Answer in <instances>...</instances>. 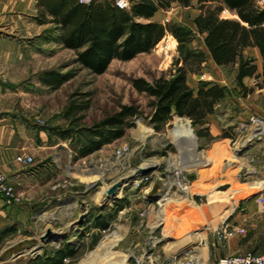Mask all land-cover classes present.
I'll return each mask as SVG.
<instances>
[{
    "label": "rangeland",
    "instance_id": "obj_1",
    "mask_svg": "<svg viewBox=\"0 0 264 264\" xmlns=\"http://www.w3.org/2000/svg\"><path fill=\"white\" fill-rule=\"evenodd\" d=\"M196 11L193 5L173 3L169 9L159 11L156 21L193 28ZM32 14L39 16L37 12ZM32 18L30 15L23 19L20 27L26 28ZM0 33L7 37L5 40L35 41L37 46L28 49L36 54V60L33 58L24 66L26 78L3 85L9 90L7 101L19 107L24 104V112L39 116L41 129L61 145L56 149L57 167L49 171L48 186L63 199L57 205L47 199L41 207L32 208L28 223L20 225L19 233L1 243L0 264H24L47 257L64 243H72L75 248L74 256L64 264H141L149 257L158 264H168L171 259L183 262L188 251L201 256L218 255L223 246L214 244L213 231L241 209L252 196L251 189L262 191L264 180L259 170L251 166L255 160L251 152L241 151L248 143L245 130L249 117L233 121L231 113L219 112L229 104L223 102L217 109L220 133L216 137L198 139L187 125L188 120L177 116L159 131L149 123L151 98L138 93L131 82L135 78L151 82L162 74H172L177 64L184 66L177 40L166 34L149 52L128 62L115 59L104 73L96 75L79 67L76 51L53 43L41 44L43 36L25 38L24 34H11L5 29H0ZM186 47L200 50L204 45L194 33ZM184 67L189 70L187 82L194 88L201 77L215 80L223 76L235 82L234 65L218 67L208 58L200 65L189 60ZM47 71L70 74L71 78L54 90L41 82ZM236 86L235 83L234 89L227 88V95L239 94L241 90ZM255 98L259 106L260 94ZM85 105L87 109L81 111ZM124 106L134 107L137 114L130 118L131 127L125 129L122 137L88 156L71 153V158L67 157V149L74 152V147L80 145L77 140L88 136L89 128ZM65 130L74 135L71 141L62 139L61 131ZM180 131L193 133L196 142L178 144L175 134ZM194 157L210 162L202 168L193 167L189 161L193 158L194 162ZM152 159L157 164L145 174L128 176L130 169L138 170ZM174 170L182 174L177 175ZM167 180L180 184L181 188L172 190L183 194L182 201L168 200L166 186L162 193L146 196L154 186H162ZM116 181L120 183L111 194L123 188L109 201L108 190ZM162 196L165 200L160 207ZM99 219L106 224L104 230L93 224ZM48 230L50 233L46 234ZM181 240L184 243L178 246ZM212 259L208 264H214Z\"/></svg>",
    "mask_w": 264,
    "mask_h": 264
},
{
    "label": "trees",
    "instance_id": "obj_2",
    "mask_svg": "<svg viewBox=\"0 0 264 264\" xmlns=\"http://www.w3.org/2000/svg\"><path fill=\"white\" fill-rule=\"evenodd\" d=\"M42 8L37 22L59 25L62 29L60 41L67 49L76 51V63L96 75L104 73L109 64L118 59L123 62L133 59L137 54L152 50L161 39L169 34L178 42L184 66L189 60L200 65L205 61L201 50H189L187 44L194 38V30L189 26L164 25L148 21L157 10H167L173 3L189 6L191 0H129L127 9H119L115 0H91L80 3L78 0H36ZM199 15L192 20L195 30L203 35L204 45L211 60L218 66L237 64L235 81L240 95L251 92L244 84V77H262L264 86V6L259 0H197ZM233 12L236 19L223 18L224 11ZM245 47H256L262 58V72L256 75L254 59L243 56ZM184 66H175L172 74H162L151 82L135 78L131 84L141 94L151 98L149 106L152 113L149 123L156 131L167 124L174 115L189 120L198 139L207 137L204 125L208 114H213L216 104L228 96L226 87L217 83L199 81L196 92L186 82L189 72ZM71 78L70 74L47 71L42 76V84L54 90ZM259 87V84H258ZM88 105L81 108L86 110ZM132 106L122 107L116 114L88 129V136L77 140L75 146L79 157L102 148L123 136L131 127L130 118L135 116ZM69 130L61 131L62 139L73 138ZM94 226L104 230L106 224L99 219ZM75 254L73 245L64 243L47 257L35 258L32 264H64Z\"/></svg>",
    "mask_w": 264,
    "mask_h": 264
},
{
    "label": "crops",
    "instance_id": "obj_3",
    "mask_svg": "<svg viewBox=\"0 0 264 264\" xmlns=\"http://www.w3.org/2000/svg\"><path fill=\"white\" fill-rule=\"evenodd\" d=\"M190 5L195 6V10H197L195 16L192 18L193 20L199 15L201 10L198 9L197 0H191ZM41 10L42 8L37 6L36 0H0V29L8 30L11 34H24L25 38L35 37L41 39L40 37L43 36L41 44L44 46L53 43L64 47L60 41L62 29H60L59 25L50 23L49 20L51 17L48 15H46L47 23L39 24L37 22V15L32 14L37 12L40 16ZM160 10L163 9L157 10L155 15L148 21L156 22V17ZM223 13H228L230 16L223 17ZM223 13L221 14L223 18H237L233 12L228 10ZM30 15L33 17V22L27 23L26 28L20 27V22H23V19ZM4 22H7V24H4ZM192 29L203 41V35L196 32L194 24ZM5 38L7 37L0 33V173L5 175L14 189H16V193L20 196L22 203L16 206H7L0 202V253L3 251L1 243L8 241V239L19 233L20 228L18 227L20 225L28 223L27 219L30 217L28 215H30L33 207H41L40 204L47 199H50L49 203L52 205L60 204L63 200L59 198V193L56 194L52 187L48 186L51 175L49 171H54L53 167H57L55 162L57 155L56 149L61 145L57 141H53L52 134L41 129V126L37 123V120L40 119L39 116L28 115L26 110L24 112V104H21L19 107L18 104H12L7 101L9 90L3 85L5 82H14L26 78L24 76L26 75L24 73V66L33 58H36V54L31 53V49H28L37 46L35 41L24 42L13 39L5 40ZM200 50L205 53V60L208 58L211 60L205 45ZM242 52L244 57L254 59V65L257 67L256 75H260L263 66L260 51L256 47H245ZM230 65H234L237 69L236 63ZM235 74L236 70L234 71L232 81H235ZM200 80L214 84L217 83L229 90L234 89L235 83L237 84L236 81L229 82L223 76L215 80L211 79V77H201L197 81L196 88L188 84L194 92H196ZM243 80L245 86L251 88L252 91L246 93L245 96L230 94V96H226L216 104V111L213 114H208L205 118L204 125L207 129L208 136L216 137L220 133L217 120L219 112L222 114L225 112L231 113L230 115H232L233 121L238 119L246 120L252 115L264 114V104L262 103L264 86H262V77L259 76L257 79L253 76L244 77ZM259 94L260 105L258 106L255 96ZM223 102L229 104V106L227 105L225 109L218 112L217 109ZM188 123L190 125L189 120ZM63 140L70 141L69 139ZM109 145H104L102 148ZM246 145V149L244 148L242 152H247V150L251 152V155L255 158L251 166L259 170L260 178L264 180V141L247 143ZM71 153L73 156L77 155L75 149L74 152L67 149V157L71 158ZM23 157H30L33 159V162L26 164L21 160ZM249 193L252 196L244 201L241 209L235 212L234 215L231 214V218L226 222L231 226L237 224L243 227L245 230L244 234L235 235L234 238L226 241L223 247L219 249L220 253L218 255L197 256L200 264H208L212 258L215 264L223 256L248 253L264 254V187L262 191H258L257 188L255 190L254 188ZM258 198H261L262 201L257 200ZM39 212L37 211L36 213ZM224 221L225 219L220 223ZM33 261L34 259L28 260L24 264H32Z\"/></svg>",
    "mask_w": 264,
    "mask_h": 264
},
{
    "label": "built area",
    "instance_id": "obj_4",
    "mask_svg": "<svg viewBox=\"0 0 264 264\" xmlns=\"http://www.w3.org/2000/svg\"><path fill=\"white\" fill-rule=\"evenodd\" d=\"M80 3L88 4L91 0H78ZM129 0H115V5L119 9H127L129 7ZM259 4L263 5L264 0H259ZM38 125H41V119L37 120ZM247 141L248 143H258L264 141V114L260 115H252L247 119ZM21 160L26 164H31L33 159L30 157H23ZM175 174L180 175L182 173H178L177 170H174ZM170 181V180H167ZM166 181V182H167ZM174 184L172 187H179V183L176 181H170ZM162 186L158 185L157 195L162 193L165 184L161 183ZM185 190L186 188L183 187ZM144 193V192H143ZM144 195H146L144 193ZM147 196V195H146ZM261 202L262 199L260 198ZM0 202L4 203L7 206H16L21 203L20 196L16 193V190L11 185V183L7 180L6 176L0 173ZM245 230L243 227L235 224V226L228 225L224 222L220 223L219 226L213 231L212 239L214 240V244L218 247H221L225 244L226 241L235 237V235L244 234ZM186 260L181 262L180 260L175 261L174 259L169 260L168 264H200L198 262V257L201 256L198 252L188 251L186 254ZM170 258H176V256H171ZM65 262L68 263L69 259H65ZM141 264H158L156 261L151 260V257L146 260H142ZM215 264H264V254L258 255L254 253L248 254H236L233 256H223L219 258Z\"/></svg>",
    "mask_w": 264,
    "mask_h": 264
},
{
    "label": "bare ground",
    "instance_id": "obj_5",
    "mask_svg": "<svg viewBox=\"0 0 264 264\" xmlns=\"http://www.w3.org/2000/svg\"><path fill=\"white\" fill-rule=\"evenodd\" d=\"M183 122H185L186 124H187V122L185 121V120H183ZM188 125V124H187ZM189 126V125H188ZM190 128V127H189ZM191 130V129H190ZM191 132H192V130H191ZM190 131H188V132H185V131H183V132H181L180 131V133H178V134H175V135H177L176 136V138H177V140H178V144H186L187 142H189V143H191V142H196V140H195V136L193 135V133H191ZM184 141H187L186 143H184ZM188 147H186V148H184V149H187ZM196 157V156H195ZM195 157H194V159H195ZM193 159V158H192ZM192 159L189 161V162H191L193 165V167H197V168H202V167H204V165L206 164V163H208V162H210V160L208 159V160H205V161H198V159L196 160L195 159V161L193 162L192 161ZM157 164V162H155L153 159L152 160H147L144 164H143V167L142 168H139L138 170H133V169H130L129 170V172H128V176H137L138 174H145V173H143V170H149V167H153L154 165H156ZM189 164V163H188ZM187 165V164H186ZM181 170H182V168H181ZM173 171V170H172ZM182 172V171H181ZM143 177V176H142ZM140 179V178H139ZM118 183H120L119 181H116L115 183H114V185H116V184H118ZM166 185V187H168L169 189H168V191H167V197L166 198H168V200H170L171 202H176V201H182L184 198H182L183 197V194H181V193H179L178 192V190L176 189V191H174V190H172V186L174 185V184H172L170 181L167 183H165ZM123 188V187H122ZM122 188H120L119 190H118V192H116V193H114V194H110V196L109 197H107V198H110L109 199V201L112 199V198H114V197H116V196H118V193H120V191L122 190ZM167 189V188H166ZM165 189V190H166ZM117 190V189H116ZM252 190V189H251ZM147 191V190H146ZM148 191H149V189H148ZM180 191V190H179ZM166 192V191H165ZM164 192V193H165ZM182 192H184V190L182 191ZM162 195V194H161ZM165 195H166V193H165ZM163 197V196H162ZM165 200V198L163 197L162 198V200L160 201V203H162L163 201ZM164 203H162L161 205H160V207H162V205H163ZM188 237V240L190 239L189 237L190 236H186L185 238H187ZM185 238H183V239H185ZM184 240H181L180 242H178L177 243V245L179 246L181 243H184L183 242ZM186 242H188V241H186ZM173 249H177L176 247L175 248H173Z\"/></svg>",
    "mask_w": 264,
    "mask_h": 264
},
{
    "label": "water",
    "instance_id": "obj_6",
    "mask_svg": "<svg viewBox=\"0 0 264 264\" xmlns=\"http://www.w3.org/2000/svg\"><path fill=\"white\" fill-rule=\"evenodd\" d=\"M176 116V115H175ZM246 149V148H245ZM244 149H242L241 151H243ZM148 170H143V173H146ZM117 187H118V185H114L113 187H111L109 190H108V193L109 194H111V193H113V192H115L116 191V189H117ZM158 185H156V186H154L153 188H152V190L147 194V197H153L156 193H157V191H158ZM48 233H50V231L48 230V232L46 233V234H48Z\"/></svg>",
    "mask_w": 264,
    "mask_h": 264
}]
</instances>
